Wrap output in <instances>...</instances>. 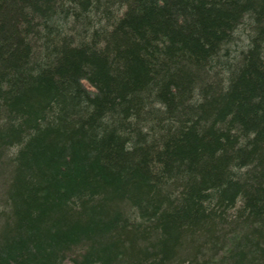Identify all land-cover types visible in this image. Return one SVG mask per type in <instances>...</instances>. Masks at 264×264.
Masks as SVG:
<instances>
[{"label": "trees", "instance_id": "trees-1", "mask_svg": "<svg viewBox=\"0 0 264 264\" xmlns=\"http://www.w3.org/2000/svg\"><path fill=\"white\" fill-rule=\"evenodd\" d=\"M0 264H264V0H0Z\"/></svg>", "mask_w": 264, "mask_h": 264}]
</instances>
